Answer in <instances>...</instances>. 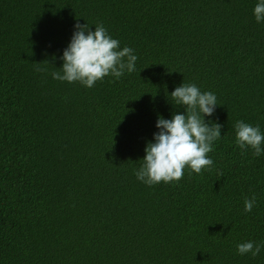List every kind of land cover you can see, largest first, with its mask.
<instances>
[{"label": "trees", "instance_id": "16d2710c", "mask_svg": "<svg viewBox=\"0 0 264 264\" xmlns=\"http://www.w3.org/2000/svg\"><path fill=\"white\" fill-rule=\"evenodd\" d=\"M256 3L0 0V264H264V248L236 250L264 243V153L241 150L234 127L264 133ZM77 22L132 48L135 71L53 79ZM182 83L217 97L213 166L146 185L135 172L158 117L185 112L170 98Z\"/></svg>", "mask_w": 264, "mask_h": 264}, {"label": "clouds", "instance_id": "9594fccd", "mask_svg": "<svg viewBox=\"0 0 264 264\" xmlns=\"http://www.w3.org/2000/svg\"><path fill=\"white\" fill-rule=\"evenodd\" d=\"M253 13L257 23L264 21V0H258ZM75 31L70 43L63 50L61 71L52 72V78L59 81L80 82L91 88L97 81L106 76L119 79L127 73L135 71L138 57L128 46L120 47V41L109 35L102 23L92 30L88 23L74 25ZM37 72L47 69L37 66ZM171 101L183 106L185 112L174 113L171 119L159 116L156 127L159 131L153 134V141L145 147L143 163L135 175L138 180L152 186L161 181L169 183L179 181L184 175V169L200 174L202 169H211L213 160L208 153L213 151V144L221 138L222 125L217 122H206L205 116L215 114L217 97L213 92H201L196 84L182 83L170 93ZM236 144L241 150L253 149L254 156L264 153V133L260 126L236 121ZM191 174V173H189ZM223 176L222 172L217 173ZM256 205V197H246L244 212H251ZM264 243L247 241L236 246L237 253H251L253 257L260 254Z\"/></svg>", "mask_w": 264, "mask_h": 264}]
</instances>
